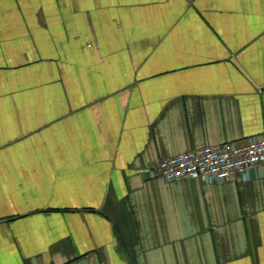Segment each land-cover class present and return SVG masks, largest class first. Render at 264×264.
<instances>
[{
    "label": "crops",
    "instance_id": "1",
    "mask_svg": "<svg viewBox=\"0 0 264 264\" xmlns=\"http://www.w3.org/2000/svg\"><path fill=\"white\" fill-rule=\"evenodd\" d=\"M264 135V0H0V264H264V168L152 174Z\"/></svg>",
    "mask_w": 264,
    "mask_h": 264
},
{
    "label": "built area",
    "instance_id": "2",
    "mask_svg": "<svg viewBox=\"0 0 264 264\" xmlns=\"http://www.w3.org/2000/svg\"><path fill=\"white\" fill-rule=\"evenodd\" d=\"M256 168H264V135L242 142L214 143L166 157L152 174L165 181L196 179L222 184L235 176L248 179Z\"/></svg>",
    "mask_w": 264,
    "mask_h": 264
}]
</instances>
